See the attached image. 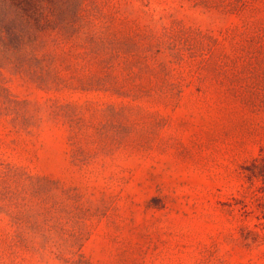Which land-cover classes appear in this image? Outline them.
<instances>
[{
  "label": "rangeland",
  "instance_id": "obj_1",
  "mask_svg": "<svg viewBox=\"0 0 264 264\" xmlns=\"http://www.w3.org/2000/svg\"><path fill=\"white\" fill-rule=\"evenodd\" d=\"M261 149L264 0H0V264H264Z\"/></svg>",
  "mask_w": 264,
  "mask_h": 264
},
{
  "label": "trees",
  "instance_id": "obj_2",
  "mask_svg": "<svg viewBox=\"0 0 264 264\" xmlns=\"http://www.w3.org/2000/svg\"><path fill=\"white\" fill-rule=\"evenodd\" d=\"M23 0H13L14 5L20 6L22 4ZM58 18V17H56ZM60 19H63V15H59ZM37 22H41L40 19H36ZM52 28H54L52 26ZM45 31V27H41L38 29V31L33 32V38H37L40 36V32ZM8 34L10 37H12L13 40H19L22 39L23 36L27 33L23 29H16L14 26V23H12V26L7 29ZM35 33V35H34ZM28 35L30 33L28 32ZM18 44L14 45V47H17ZM243 170L245 172V176L250 181L254 179L261 180L264 185V150L261 149L258 155L254 156L247 164H245L243 167ZM254 200L256 201L257 208L260 211L259 218L262 219V225L264 228V186L259 189V193H254L253 195Z\"/></svg>",
  "mask_w": 264,
  "mask_h": 264
}]
</instances>
